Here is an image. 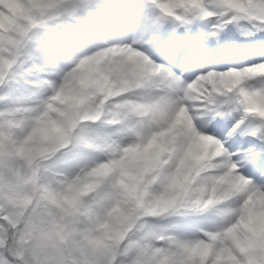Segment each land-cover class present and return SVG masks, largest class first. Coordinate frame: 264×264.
<instances>
[{
	"label": "snow or ice",
	"instance_id": "1",
	"mask_svg": "<svg viewBox=\"0 0 264 264\" xmlns=\"http://www.w3.org/2000/svg\"><path fill=\"white\" fill-rule=\"evenodd\" d=\"M181 110L212 149L203 163L175 177L157 156L131 201L128 173L101 179L60 235H41L38 193L115 166L147 139L146 116ZM54 111L58 150L25 156ZM114 207L127 221L108 231ZM161 257L264 264V0H0V264Z\"/></svg>",
	"mask_w": 264,
	"mask_h": 264
},
{
	"label": "clouds",
	"instance_id": "2",
	"mask_svg": "<svg viewBox=\"0 0 264 264\" xmlns=\"http://www.w3.org/2000/svg\"><path fill=\"white\" fill-rule=\"evenodd\" d=\"M107 59L111 66H115L122 57L117 54ZM88 71L89 69L85 67L81 69L80 75H86ZM57 115L58 112L54 111L52 115L37 123L35 133L25 146V156L47 157L54 154V149L58 150L57 145L63 137V126L56 119ZM145 121L150 129L147 139L139 144L132 154L127 157L121 156L115 166L102 167L99 170H93L83 178L77 177V182L70 191L67 189L62 191L58 188L37 194L44 204L40 218L41 235L48 242L60 235L64 225L70 221L72 215L70 210H73L72 198L89 196L96 190L99 180L111 175H119L121 171L128 173L125 180L130 187L122 197V201H131L135 199L131 191V185L134 184L132 177L144 166L153 164L157 156L159 157L158 167L162 166L165 173L179 177L187 174L193 166L203 163L200 157L204 156L206 159V152L212 151L206 140L192 133L191 125L186 121L183 110L170 119L146 116ZM127 206L134 207V204ZM163 207L164 204H161L157 211ZM126 221L127 217L122 207H114L108 231L121 227ZM159 264H169V261L161 257Z\"/></svg>",
	"mask_w": 264,
	"mask_h": 264
},
{
	"label": "rangeland",
	"instance_id": "3",
	"mask_svg": "<svg viewBox=\"0 0 264 264\" xmlns=\"http://www.w3.org/2000/svg\"><path fill=\"white\" fill-rule=\"evenodd\" d=\"M242 64H245V63H242ZM229 66H235V65H230V64H229Z\"/></svg>",
	"mask_w": 264,
	"mask_h": 264
},
{
	"label": "bare ground",
	"instance_id": "4",
	"mask_svg": "<svg viewBox=\"0 0 264 264\" xmlns=\"http://www.w3.org/2000/svg\"><path fill=\"white\" fill-rule=\"evenodd\" d=\"M244 60H247V59H244Z\"/></svg>",
	"mask_w": 264,
	"mask_h": 264
}]
</instances>
